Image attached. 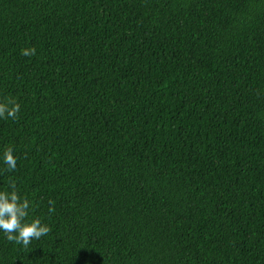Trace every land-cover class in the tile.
Returning a JSON list of instances; mask_svg holds the SVG:
<instances>
[{
    "label": "trees",
    "instance_id": "trees-1",
    "mask_svg": "<svg viewBox=\"0 0 264 264\" xmlns=\"http://www.w3.org/2000/svg\"><path fill=\"white\" fill-rule=\"evenodd\" d=\"M9 97L0 264H264V0H0Z\"/></svg>",
    "mask_w": 264,
    "mask_h": 264
},
{
    "label": "clouds",
    "instance_id": "clouds-1",
    "mask_svg": "<svg viewBox=\"0 0 264 264\" xmlns=\"http://www.w3.org/2000/svg\"><path fill=\"white\" fill-rule=\"evenodd\" d=\"M24 56H35L36 49L25 48L21 50ZM21 111V104L15 98L0 100V118L17 119ZM3 161L8 171H14L17 167V156L14 149L8 147L3 154ZM11 191L0 190V231L5 234L7 241L15 242L28 249L33 240H39L51 231V227L42 223L40 218L28 221L29 210L32 207L27 197H22L17 190L15 180L9 181ZM50 213L55 211V202L49 200Z\"/></svg>",
    "mask_w": 264,
    "mask_h": 264
}]
</instances>
